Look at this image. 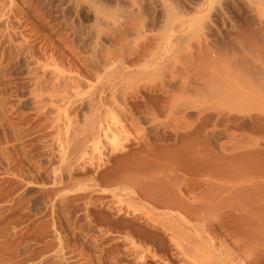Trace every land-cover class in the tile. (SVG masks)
I'll list each match as a JSON object with an SVG mask.
<instances>
[{"label":"rangeland","instance_id":"rangeland-1","mask_svg":"<svg viewBox=\"0 0 264 264\" xmlns=\"http://www.w3.org/2000/svg\"><path fill=\"white\" fill-rule=\"evenodd\" d=\"M0 264H264V0H0Z\"/></svg>","mask_w":264,"mask_h":264},{"label":"bare ground","instance_id":"bare-ground-1","mask_svg":"<svg viewBox=\"0 0 264 264\" xmlns=\"http://www.w3.org/2000/svg\"><path fill=\"white\" fill-rule=\"evenodd\" d=\"M156 158V157H155ZM156 165V164H155ZM154 165V166H155ZM157 170V169H156ZM155 197V196H154ZM165 197V196H164ZM158 199H159V197H157ZM163 198V197H162ZM170 198H172V197H170ZM170 198H166V199H161V201L159 200V203L161 204V205H167L168 206V208H170L171 206H172V203L175 201L174 199H173V201H171L172 199H170ZM156 201V200H155ZM171 204V206L169 207V205ZM173 204H175V203H173ZM177 205H179V204H177ZM174 206V205H173ZM175 206H176V204H175ZM172 208V207H171Z\"/></svg>","mask_w":264,"mask_h":264}]
</instances>
